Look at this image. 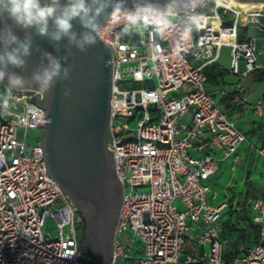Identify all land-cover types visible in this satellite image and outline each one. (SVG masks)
Returning <instances> with one entry per match:
<instances>
[{"label":"built area","instance_id":"built-area-1","mask_svg":"<svg viewBox=\"0 0 264 264\" xmlns=\"http://www.w3.org/2000/svg\"><path fill=\"white\" fill-rule=\"evenodd\" d=\"M196 14L185 31L180 20L136 24L117 8L98 30L112 55L106 146L122 188L109 264H264V196L214 204L208 184L223 161L240 160L243 143L264 160V96L250 101L241 92L257 66L255 37H240L264 29V7L205 0ZM223 45L233 92L217 62ZM38 95L0 84V264H93L80 212L46 173ZM229 95L257 115V143L235 123L238 109L224 108ZM227 208L257 226L253 242L227 234Z\"/></svg>","mask_w":264,"mask_h":264},{"label":"water","instance_id":"water-1","mask_svg":"<svg viewBox=\"0 0 264 264\" xmlns=\"http://www.w3.org/2000/svg\"><path fill=\"white\" fill-rule=\"evenodd\" d=\"M264 2V0H235ZM163 5L165 0H151ZM132 0H128V6ZM120 9V8H119ZM115 10V9H114ZM111 11V9H109ZM101 18L103 23L106 19ZM73 31H83L73 21ZM23 35L22 32L18 33ZM86 53L74 47L64 67L74 65L70 78L57 81L54 88L43 92L35 104L44 109L47 121L42 126L39 145L44 155L48 177L58 183L80 212L84 221L82 245L93 257V264H109L112 238L122 199L120 180L115 176L113 152L107 149L109 98L111 90V49L98 37ZM67 40L59 42V51L47 38L33 36V53L25 70L14 71L28 76L38 63L36 48L63 57ZM5 84L7 85L6 81ZM23 87L37 88L30 81ZM21 87V88H23ZM70 89L65 97L63 91ZM40 90V89H39ZM39 136V135H38Z\"/></svg>","mask_w":264,"mask_h":264},{"label":"clouds","instance_id":"clouds-1","mask_svg":"<svg viewBox=\"0 0 264 264\" xmlns=\"http://www.w3.org/2000/svg\"><path fill=\"white\" fill-rule=\"evenodd\" d=\"M204 3L205 0H165L161 5L151 0H132L129 8L128 0H0V84L6 81L8 89H18L30 81L47 92L57 81L68 80L74 65L64 67L61 60H68L73 47L86 53L95 45L101 18H107L114 9L126 10L136 24L151 22L163 27L180 20L185 24L184 30L190 31L188 25L198 23L196 10ZM73 21H78L83 31H73ZM34 35L47 38L57 51L59 42L66 39L67 54L58 57L37 47L38 63L26 77L14 69H27ZM63 95L69 96L70 89L64 90Z\"/></svg>","mask_w":264,"mask_h":264},{"label":"rangeland","instance_id":"rangeland-1","mask_svg":"<svg viewBox=\"0 0 264 264\" xmlns=\"http://www.w3.org/2000/svg\"><path fill=\"white\" fill-rule=\"evenodd\" d=\"M246 30V28L240 30L241 38L246 34ZM254 44L256 48L255 57L257 62L264 63V38L256 36ZM229 61L230 48L223 45L219 49L217 62L219 67L224 70V74H227L226 70L229 67ZM239 67L240 69L243 68L242 62H240ZM257 81L261 83L262 87H264V84H262L264 83V77H257L256 75H252L244 84V87L247 86L245 92H248V99H252V97L256 96L255 94L258 93L259 95L264 91V88L259 90L257 85L253 87L254 83ZM251 88L253 89L251 90ZM250 93L253 96H250ZM236 117L237 124L243 130L252 127V121L255 124L258 122V117L253 113H238ZM34 132L39 131H31L29 134H34ZM246 132L248 133L247 130ZM260 135L261 129L259 126L255 132H249V138L252 136L255 143H257L255 139ZM21 137L22 132L19 130L17 132V138L20 139ZM241 148L244 149V152L241 155L240 160L236 164H232L231 158L226 159L221 163L217 175L208 181V184L217 191V197L214 204H219L222 201H227L229 203L230 201L242 203V201H245L248 198L264 196V160L247 148L246 143H243ZM226 210L229 209L227 208ZM237 216L236 219L232 217V221L235 225V229L242 231L239 238L240 243H248L251 241L250 231L252 229L249 226L248 221L245 218H242V213H238ZM48 224L50 225L51 221H49ZM205 248H208V244L205 245ZM117 264L123 263L118 261Z\"/></svg>","mask_w":264,"mask_h":264},{"label":"crops","instance_id":"crops-1","mask_svg":"<svg viewBox=\"0 0 264 264\" xmlns=\"http://www.w3.org/2000/svg\"><path fill=\"white\" fill-rule=\"evenodd\" d=\"M261 22H262V26H264V18H262L261 19ZM247 36H254V37H256V36H261L262 38H264V29H262V30H259L258 28H255V27H249V28H247V30H246V34L245 35H243V37H247ZM256 64H257V66H256V69H255V71L249 76V78L252 76V75H256L257 77H264V63H260V62H257V59H256ZM222 70V69H221ZM222 72H223V74H222V77H223V81H224V83H225V86L227 87V89H228V91L229 92H233L234 90H236V77H234V76H232V75H229V74H224V70H222ZM248 78V79H249ZM247 79V80H248ZM246 83V82H245ZM244 83V84H245ZM256 83V84H255ZM254 83V85H253V87H255L256 85L259 87V90L260 89H262V88H264V87H262V85H261V83L260 82H255ZM262 84H264V83H262ZM247 87V86H246ZM246 87H244V85H243V87H242V90H241V92H242V95H244V97H246L247 99H248V97H247V91L245 92V90H246ZM248 87H249V85H248ZM253 88H251V90H252ZM259 92V91H258ZM256 96L255 97H252V99H248V100H250V101H254L255 99H257V98H259V97H261V96H264V91H262L259 95H258V93L257 94H255ZM250 96H253V95H251V93H250ZM235 109H238V107H236V104H234V109H232V110H228V111H234ZM238 113H253V114H255L252 110H250V109H238ZM256 115V114H255ZM257 116V115H256ZM236 119H237V117H235V123L237 124V122H236ZM252 127H249L248 129H246L247 131H248V133L249 132H255V130H257V126L259 125V121L255 124V123H253V121H252ZM237 126L238 127H240L238 124H237ZM241 128V127H240ZM242 129V128H241ZM243 130V129H242ZM246 130H243V131H246Z\"/></svg>","mask_w":264,"mask_h":264},{"label":"trees","instance_id":"trees-1","mask_svg":"<svg viewBox=\"0 0 264 264\" xmlns=\"http://www.w3.org/2000/svg\"><path fill=\"white\" fill-rule=\"evenodd\" d=\"M241 37V36H240ZM220 72V71H219ZM222 73V72H220ZM222 104L224 106V108L227 110H232L234 109V104L235 102L232 100V97L231 95H229L226 99H223L222 100ZM238 213H234L233 211L231 210H226L223 214V224H224V227L226 229V232L227 234H229L232 238L235 239V241L237 243L240 242L239 238H240V234H241V230H236L235 229V225L232 221V217H234L235 219L238 217L237 216ZM242 218H245L248 223H249V226L251 227V231H250V234H251V241L248 242V243H251L255 240L256 236H257V226L254 225L251 221V219L249 218V216L246 214V213H242ZM242 236V235H241Z\"/></svg>","mask_w":264,"mask_h":264},{"label":"bare ground","instance_id":"bare-ground-1","mask_svg":"<svg viewBox=\"0 0 264 264\" xmlns=\"http://www.w3.org/2000/svg\"><path fill=\"white\" fill-rule=\"evenodd\" d=\"M226 1L230 4L237 5L242 8L264 7V2L253 3V2H237L235 0H226Z\"/></svg>","mask_w":264,"mask_h":264},{"label":"flooded vegetation","instance_id":"flooded-vegetation-1","mask_svg":"<svg viewBox=\"0 0 264 264\" xmlns=\"http://www.w3.org/2000/svg\"><path fill=\"white\" fill-rule=\"evenodd\" d=\"M23 88H28V89H32V90H35L39 93L38 97H37V100L38 102L42 101L43 98H44V94L41 90L37 89V88H29V87H23ZM42 132V131H41ZM84 221L82 219V234H81V240L84 238Z\"/></svg>","mask_w":264,"mask_h":264}]
</instances>
